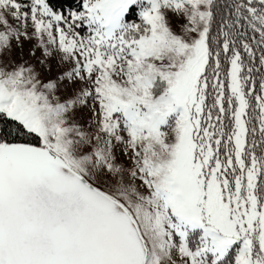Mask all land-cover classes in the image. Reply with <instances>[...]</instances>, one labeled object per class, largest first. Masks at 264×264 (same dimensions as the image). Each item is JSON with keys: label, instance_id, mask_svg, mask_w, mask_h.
<instances>
[{"label": "snow or ice", "instance_id": "1", "mask_svg": "<svg viewBox=\"0 0 264 264\" xmlns=\"http://www.w3.org/2000/svg\"><path fill=\"white\" fill-rule=\"evenodd\" d=\"M0 264H264V0H0Z\"/></svg>", "mask_w": 264, "mask_h": 264}, {"label": "rangeland", "instance_id": "2", "mask_svg": "<svg viewBox=\"0 0 264 264\" xmlns=\"http://www.w3.org/2000/svg\"><path fill=\"white\" fill-rule=\"evenodd\" d=\"M25 2H29V0H25ZM42 57V50H37L35 55L32 56L29 54V44L25 45L24 49V59L31 60L32 62L36 63L37 67L41 70V72L45 76H55L58 73H60L64 68H66L68 65H60L59 64V58L56 55H53L52 57L49 58V63L51 65V69L49 70L48 68L40 65L39 59ZM17 59H19V55L17 54L16 56ZM86 112V110H85ZM87 114V113H86Z\"/></svg>", "mask_w": 264, "mask_h": 264}, {"label": "trees", "instance_id": "3", "mask_svg": "<svg viewBox=\"0 0 264 264\" xmlns=\"http://www.w3.org/2000/svg\"><path fill=\"white\" fill-rule=\"evenodd\" d=\"M51 2L57 10L66 12L69 8H76L81 3V0H51Z\"/></svg>", "mask_w": 264, "mask_h": 264}]
</instances>
